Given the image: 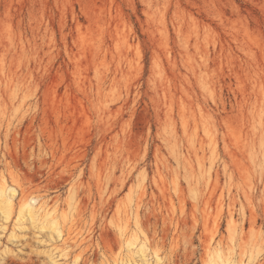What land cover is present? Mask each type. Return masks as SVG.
<instances>
[{
  "label": "rangeland",
  "instance_id": "obj_1",
  "mask_svg": "<svg viewBox=\"0 0 264 264\" xmlns=\"http://www.w3.org/2000/svg\"><path fill=\"white\" fill-rule=\"evenodd\" d=\"M2 178L0 264H264V0H0Z\"/></svg>",
  "mask_w": 264,
  "mask_h": 264
},
{
  "label": "bare ground",
  "instance_id": "obj_2",
  "mask_svg": "<svg viewBox=\"0 0 264 264\" xmlns=\"http://www.w3.org/2000/svg\"><path fill=\"white\" fill-rule=\"evenodd\" d=\"M7 190H8V196H7V198H4L3 195L5 192H7ZM18 194L19 193L17 192V190L12 186L7 185L4 178H2L1 185H0V198H2L0 200V208H1L5 217H8L10 215L12 201ZM37 199H38V197L22 196V198L20 200V208H19V213H18L19 217H23L24 215H27L28 217L32 218L35 216L34 215L35 211L44 212L42 214L43 216H45V217L51 216L50 226L54 230L56 235L58 237H62L63 236L62 230L59 229L58 222L56 219V217H57L56 207H52V209H51V207L48 208L49 205H47L48 202L46 203L45 199L41 200L40 202L38 201L39 205L37 207H35L34 203L37 201ZM55 205H57V204H55ZM53 214H55V216H53ZM38 215H40V214L38 213ZM60 215H66V213L62 211L60 213ZM75 226H76L75 222L72 221L69 229H67V233L73 234L75 232ZM117 228H118L121 236H127V238H124V241H125L124 244H126V248L131 247L132 245L136 244V240L138 238V231H137V227L135 224H130V223H127V221H124L122 224H118ZM143 243L144 242H142V244ZM155 255L157 256L156 252H155ZM218 257H220V256L218 255ZM216 260L217 259H210L208 264H217Z\"/></svg>",
  "mask_w": 264,
  "mask_h": 264
}]
</instances>
